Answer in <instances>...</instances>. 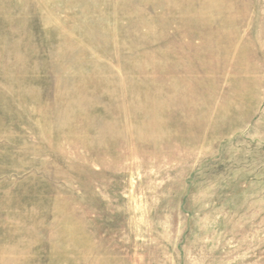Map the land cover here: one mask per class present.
<instances>
[{"label": "rangeland", "instance_id": "rangeland-1", "mask_svg": "<svg viewBox=\"0 0 264 264\" xmlns=\"http://www.w3.org/2000/svg\"><path fill=\"white\" fill-rule=\"evenodd\" d=\"M0 264H264V0H0Z\"/></svg>", "mask_w": 264, "mask_h": 264}]
</instances>
